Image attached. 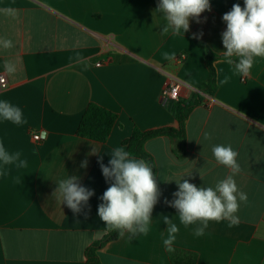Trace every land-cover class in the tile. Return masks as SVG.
Instances as JSON below:
<instances>
[{
  "label": "crops",
  "instance_id": "crops-1",
  "mask_svg": "<svg viewBox=\"0 0 264 264\" xmlns=\"http://www.w3.org/2000/svg\"><path fill=\"white\" fill-rule=\"evenodd\" d=\"M158 2L0 0V8L17 10L15 18L0 14V38L15 45L0 49V75L8 81L0 101L19 107L26 120L17 125L0 116V145L27 161L24 167L0 161V264H86V249L111 231L97 214L99 197L110 186L98 161L107 166L115 148L126 150L123 142L134 128L178 126L175 101L162 99L166 83L181 81V100L191 98L209 79L206 55L225 51L223 14L234 3L243 7L237 0H210L211 10L199 22L190 18L183 34L162 31L167 21ZM6 60L16 65L14 74L5 72ZM214 65L218 90L190 113L186 153L175 154V142L166 136L146 142L160 192L148 233H126L105 245L98 252L102 264H171L163 216L179 228L173 247L196 252L197 264H264V57L254 58L246 77L226 59ZM90 103L118 115L105 143L77 134ZM217 144L239 153L241 171L234 179L247 201L236 213L239 224L209 221L198 237L194 230L201 222L185 227L166 201L178 190L174 180L215 187L231 174L212 154ZM69 176L95 193L78 214L55 193L57 182Z\"/></svg>",
  "mask_w": 264,
  "mask_h": 264
},
{
  "label": "clouds",
  "instance_id": "clouds-1",
  "mask_svg": "<svg viewBox=\"0 0 264 264\" xmlns=\"http://www.w3.org/2000/svg\"><path fill=\"white\" fill-rule=\"evenodd\" d=\"M156 10L167 21L163 32L171 28L177 33L182 30L184 34L189 30L190 18H196L199 22L201 13L210 11L211 5L210 0H159ZM0 14L15 18L17 10L13 7L0 8ZM222 20L226 23V29L221 33L225 49L223 56L229 65L234 66L236 74L246 77L254 58L264 57V0H244L243 7L234 3L232 9L223 14ZM14 46L12 40L0 38V49L10 50ZM4 70L11 75L17 69L12 61L6 60ZM228 80L229 77L225 76L223 82L227 83ZM0 116L17 125L26 123L22 110L7 100L0 101ZM210 138V134L205 133V139ZM211 151L216 162L228 167L231 174L218 181L215 187L198 188L188 180H174L178 190L173 193L172 201H166L177 210L179 221L185 227L201 222L194 230L198 237L204 235L209 221L227 220L229 227L239 224L236 213L240 203L247 201V194L239 190L234 179L241 171L237 160L239 153L230 145L223 144L213 145ZM109 156L107 166L102 160L98 161L110 186L99 197L102 202L98 205L97 214L109 230L116 231L120 238L126 233L130 237L146 235L152 219L151 213L160 195L153 167L143 159L132 157L123 147L115 148ZM19 157L20 153L11 154L0 145V161L5 165L19 161L18 166H26L27 161ZM81 166L86 167L87 161H83ZM78 180L76 176H69L57 182L55 192L60 194L63 203L74 214L80 213L95 194L94 190L82 186ZM163 222L167 224L168 233L163 243L166 250L171 252L179 228L168 216H163Z\"/></svg>",
  "mask_w": 264,
  "mask_h": 264
},
{
  "label": "trees",
  "instance_id": "trees-1",
  "mask_svg": "<svg viewBox=\"0 0 264 264\" xmlns=\"http://www.w3.org/2000/svg\"><path fill=\"white\" fill-rule=\"evenodd\" d=\"M244 6V0H237ZM225 59L223 55L208 53L205 57L206 65L209 69V79L201 84L192 97L188 100L173 102L171 111L174 114L178 126L164 127L154 130L143 131L134 128L132 135L123 142L126 151L132 157L140 158L153 167L155 178L158 176V168L154 157L146 149V142L150 139L166 136L175 142L174 152L178 156L186 153V121L192 110L204 102V96L214 97L218 90L217 72L215 62ZM118 121V115L96 103H90L79 124L77 134L82 138L100 143L108 141L113 128ZM116 231H110L101 239L93 242L85 252L86 264H102L98 252L108 243L118 240ZM174 250L168 253L171 264H197L198 255L196 252L173 247Z\"/></svg>",
  "mask_w": 264,
  "mask_h": 264
},
{
  "label": "built area",
  "instance_id": "built-area-1",
  "mask_svg": "<svg viewBox=\"0 0 264 264\" xmlns=\"http://www.w3.org/2000/svg\"><path fill=\"white\" fill-rule=\"evenodd\" d=\"M182 58H184V56H182ZM243 80H245V78ZM7 86H8L7 78L5 75L1 74L0 75V91L7 88ZM180 89H181V81L176 80V79L168 81L162 91V99L164 101H176V102L181 101ZM40 138H41L40 133H37L34 136V139L36 140H39Z\"/></svg>",
  "mask_w": 264,
  "mask_h": 264
}]
</instances>
